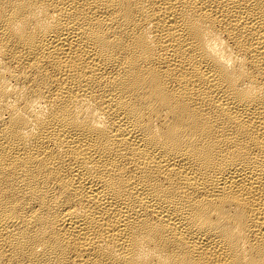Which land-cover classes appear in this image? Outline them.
Masks as SVG:
<instances>
[{
  "label": "bare ground",
  "instance_id": "6f19581e",
  "mask_svg": "<svg viewBox=\"0 0 264 264\" xmlns=\"http://www.w3.org/2000/svg\"><path fill=\"white\" fill-rule=\"evenodd\" d=\"M0 264H264V0H0Z\"/></svg>",
  "mask_w": 264,
  "mask_h": 264
}]
</instances>
